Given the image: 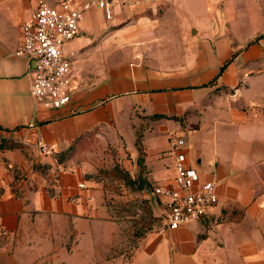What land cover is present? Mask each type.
<instances>
[{
	"label": "crops",
	"instance_id": "1",
	"mask_svg": "<svg viewBox=\"0 0 264 264\" xmlns=\"http://www.w3.org/2000/svg\"><path fill=\"white\" fill-rule=\"evenodd\" d=\"M37 2L0 0V140L20 141L27 151H0V264H264V36L244 43L215 29L187 48L177 72H110L104 55L91 50L94 32L111 21L90 10L65 45L67 53L80 51L73 99L48 109L31 94V61L16 54L20 25ZM88 59L97 72L94 64L85 68ZM155 113L178 117L156 118L173 129L182 118L189 158L193 153L203 180L217 182L219 201L201 221L164 233L155 226L136 237L114 219L104 190L92 187L86 157L96 138L136 153L134 124ZM87 134L89 148L59 163L56 155ZM163 136L157 147L145 138L152 180L174 171Z\"/></svg>",
	"mask_w": 264,
	"mask_h": 264
},
{
	"label": "rangeland",
	"instance_id": "2",
	"mask_svg": "<svg viewBox=\"0 0 264 264\" xmlns=\"http://www.w3.org/2000/svg\"><path fill=\"white\" fill-rule=\"evenodd\" d=\"M145 5L135 14L118 8L109 20L111 22L94 32L92 46L95 48L91 51L95 55H104V65L110 72H120L122 67H153L159 70L173 67L171 69L177 72L179 67L176 63L184 58L187 48L196 46L206 36L213 37L215 29L228 32L232 38L244 43L259 41L264 36V3L248 0H151ZM208 27H213V31L205 33ZM181 29L188 31L186 36L178 33ZM194 30L200 31V34L197 35ZM88 60L85 68L94 64L93 60ZM93 72H97L95 64ZM179 122L181 127L173 129L164 119L142 117L134 124V141L140 137L141 147L139 149L135 143L136 153L115 143H100L99 138L90 146L86 158L92 166L89 172L92 187L104 190L105 202L114 219L126 222L127 228L134 229L136 237L161 226L162 212L157 213L161 204L154 188L169 182L174 176V171H170L166 179L152 180L147 175V164L141 170L137 160L144 155L146 162L145 138L152 147H157L163 142V135H166L169 144L172 131L183 132L186 138L189 137L182 118ZM161 123L164 124L160 126ZM110 134L118 137V133L112 130ZM191 158L194 161L193 153ZM166 166L163 164L161 169Z\"/></svg>",
	"mask_w": 264,
	"mask_h": 264
},
{
	"label": "built area",
	"instance_id": "3",
	"mask_svg": "<svg viewBox=\"0 0 264 264\" xmlns=\"http://www.w3.org/2000/svg\"><path fill=\"white\" fill-rule=\"evenodd\" d=\"M145 1L38 0L35 11L20 25L21 43L16 50L32 63L31 94L36 103L48 109H62L71 103L74 63L80 51L67 53L65 45L79 34L86 12L101 10L110 20L118 8L135 14ZM189 152L185 133L172 131L163 154L173 159L174 176L154 188L161 204L162 233L201 221L219 201L217 182L202 179Z\"/></svg>",
	"mask_w": 264,
	"mask_h": 264
},
{
	"label": "trees",
	"instance_id": "4",
	"mask_svg": "<svg viewBox=\"0 0 264 264\" xmlns=\"http://www.w3.org/2000/svg\"><path fill=\"white\" fill-rule=\"evenodd\" d=\"M228 63L229 62H227L223 67H221L220 72L224 71V69L226 68V65ZM153 117H155V118H171V119L179 120L178 117H176L174 115H167L166 113H155L153 115ZM91 143H92V137L91 136L88 137V134L78 137L77 139H75L71 143V145L67 149H65L64 151H62L56 155L58 162L59 163H65V162L69 161L73 156H75L79 153H82L83 151L88 149ZM136 145L139 146V149L141 148L140 147V137H139V139H137ZM14 148H21L25 152H27L26 151V145L24 143H22L20 141H16V140H14L12 138H8V137L1 138V140H0V151H4L6 149H14ZM137 163L140 166L141 170L145 169L144 155H140V157L137 160Z\"/></svg>",
	"mask_w": 264,
	"mask_h": 264
},
{
	"label": "water",
	"instance_id": "5",
	"mask_svg": "<svg viewBox=\"0 0 264 264\" xmlns=\"http://www.w3.org/2000/svg\"><path fill=\"white\" fill-rule=\"evenodd\" d=\"M193 32H194V33H196V32H197V30H194ZM147 190H148V189H146V191H147Z\"/></svg>",
	"mask_w": 264,
	"mask_h": 264
}]
</instances>
